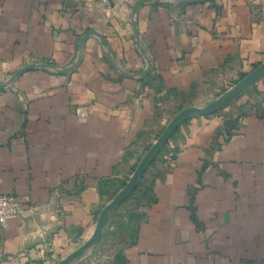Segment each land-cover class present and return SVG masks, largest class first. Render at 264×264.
Here are the masks:
<instances>
[{"label":"crops","instance_id":"0c3cea01","mask_svg":"<svg viewBox=\"0 0 264 264\" xmlns=\"http://www.w3.org/2000/svg\"><path fill=\"white\" fill-rule=\"evenodd\" d=\"M133 4L0 0V193L27 207L0 264H264V72L174 128L118 258L84 248L172 118L264 62V0Z\"/></svg>","mask_w":264,"mask_h":264},{"label":"rangeland","instance_id":"374dc122","mask_svg":"<svg viewBox=\"0 0 264 264\" xmlns=\"http://www.w3.org/2000/svg\"><path fill=\"white\" fill-rule=\"evenodd\" d=\"M142 178L143 173L132 190L107 213L100 235L93 241V252L99 246L101 251H96L101 252L99 255H105L107 259L118 258L121 246L133 237L139 212L149 195Z\"/></svg>","mask_w":264,"mask_h":264},{"label":"water","instance_id":"95a60500","mask_svg":"<svg viewBox=\"0 0 264 264\" xmlns=\"http://www.w3.org/2000/svg\"><path fill=\"white\" fill-rule=\"evenodd\" d=\"M148 0H136L132 6L133 11H135L141 4L146 2ZM264 72V62L259 65L256 69L248 73L241 81L240 83L234 87L232 90H230L228 93L220 97L219 99L215 100L212 103L207 104L203 108H196V107H188L180 110L169 122V124L166 126L165 130L161 134V136L158 138V140L155 142V144L152 146V148L146 153V155L142 158L140 163L138 164L137 168L135 169L133 175L128 180L124 188L103 208L101 211L98 224L96 226L95 232L93 234V237L89 244H87L84 248H86L88 245L93 244V241L95 238H98L100 235V231L103 225V222L107 216V213L117 204L119 203L134 187V185L137 183L139 177L143 173L146 166L149 164V162L153 159V157L156 155V153L160 150V148L165 144L171 133L173 132L174 128L186 117L192 115V114H207L210 112H213L214 110L222 107L227 102H229L236 94H238L248 83L253 81L255 78L260 76ZM79 250V252H81Z\"/></svg>","mask_w":264,"mask_h":264},{"label":"built area","instance_id":"2783aa9c","mask_svg":"<svg viewBox=\"0 0 264 264\" xmlns=\"http://www.w3.org/2000/svg\"><path fill=\"white\" fill-rule=\"evenodd\" d=\"M133 4L136 0H125ZM27 207L13 194L0 193V226L12 218L22 215Z\"/></svg>","mask_w":264,"mask_h":264},{"label":"trees","instance_id":"16d2710c","mask_svg":"<svg viewBox=\"0 0 264 264\" xmlns=\"http://www.w3.org/2000/svg\"><path fill=\"white\" fill-rule=\"evenodd\" d=\"M149 193H150V191H149Z\"/></svg>","mask_w":264,"mask_h":264}]
</instances>
